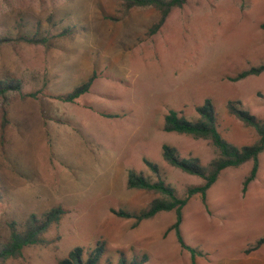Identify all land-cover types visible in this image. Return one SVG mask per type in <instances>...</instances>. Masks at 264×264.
I'll return each instance as SVG.
<instances>
[{"label":"rangeland","instance_id":"obj_1","mask_svg":"<svg viewBox=\"0 0 264 264\" xmlns=\"http://www.w3.org/2000/svg\"><path fill=\"white\" fill-rule=\"evenodd\" d=\"M152 8L121 0H0V80L18 81L19 92L0 97V244L9 225L24 230L31 215L52 208L65 214L4 264H56L76 247L85 252L103 241L100 264L147 255L145 264H191L178 245L174 212L135 225L110 210L139 213L159 195L127 189L129 170L151 180L144 160L183 197L202 180L171 167L162 146L206 166L209 141L163 131L168 111L197 119L195 107L210 99L218 131L236 146L257 136L227 113L229 101L264 121V73L229 78L264 64V0H188L163 26ZM24 39H34L27 43ZM93 77L73 102L61 96ZM256 178L242 194L252 162L223 170L206 193L182 210L180 232L202 256L196 264H264V246L244 255L264 236V151Z\"/></svg>","mask_w":264,"mask_h":264},{"label":"trees","instance_id":"obj_2","mask_svg":"<svg viewBox=\"0 0 264 264\" xmlns=\"http://www.w3.org/2000/svg\"><path fill=\"white\" fill-rule=\"evenodd\" d=\"M188 0H121V10L126 15L132 8H152L158 13L157 21L149 29L148 33H156L165 23L167 17L174 9L182 8ZM264 32V23L260 25ZM8 41L6 39L1 42ZM27 43H35L34 39H24ZM264 73V64L250 67L247 70L237 73L229 78L232 82L241 81L250 76H259ZM93 82L90 77L86 82L74 88L69 94L61 96L64 102H73L81 95L87 93ZM21 84L18 81L0 80V97L5 99L11 92H19ZM227 113L241 121L246 127L254 130L257 140L251 145L236 146L227 142L219 133L217 125V115L213 102L205 99L204 102L195 107L197 119L188 120L181 113L170 110L164 117L163 131L166 133H176L187 135L194 139H203L209 141L214 149V157L210 162L203 166L196 157H180L176 149L169 146H162V158L171 167H174L183 173L197 177L202 183L196 186L188 187L183 197H178L175 189L166 184L162 179L158 166L152 162L144 160V164L153 174L156 180L138 174L133 170L127 172L126 188L139 189L152 192L159 195L154 198L147 207L139 213H130L123 210L111 209L110 212L120 219H133L135 225L144 220H148L161 212H174V222L167 229L166 233L174 232L176 241L181 249L190 254L191 264H196V257L202 256L196 248L185 244L180 232L182 223V210L188 200L193 196H200L205 207L206 193L216 182L219 174L227 168H236L240 165L252 162L251 169L242 183V194L247 191L249 184L256 178L259 168V155L264 151V121L251 114L248 110L242 108L239 101H229L226 104ZM65 212L57 207L45 212L40 217L31 215L26 221L24 230L19 232L14 223L9 225V236L5 243L0 244V264H4L9 259H15L21 256L23 249L39 245L42 243V235L53 224H57ZM264 246V236L259 238L252 246L246 248L244 255H249ZM106 253V245L103 241L96 242L95 246L85 252L82 248L76 247L71 250L67 257L59 259L56 264H100ZM147 255L135 256L127 260L123 254H120L118 264H145Z\"/></svg>","mask_w":264,"mask_h":264}]
</instances>
